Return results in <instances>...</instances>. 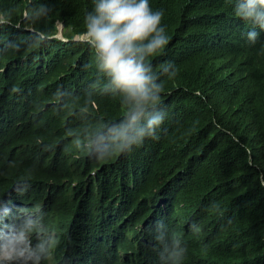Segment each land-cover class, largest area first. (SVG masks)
<instances>
[{"label":"trees","instance_id":"16d2710c","mask_svg":"<svg viewBox=\"0 0 264 264\" xmlns=\"http://www.w3.org/2000/svg\"><path fill=\"white\" fill-rule=\"evenodd\" d=\"M93 4L0 0L10 15L0 24V198L15 182L40 184L54 209L67 199L59 182L96 172L101 198L92 191L90 209L70 215L118 232L116 247L131 250L125 264H173L180 231L189 257L179 264H264V31L249 44L252 26L227 0H149L169 37L150 62H171L176 75L161 77L150 107L165 113L159 139L121 151L133 104L75 38ZM58 24L66 40L54 36ZM111 245L92 238L101 262Z\"/></svg>","mask_w":264,"mask_h":264},{"label":"clouds","instance_id":"9594fccd","mask_svg":"<svg viewBox=\"0 0 264 264\" xmlns=\"http://www.w3.org/2000/svg\"><path fill=\"white\" fill-rule=\"evenodd\" d=\"M227 2L235 17L241 19L239 22L245 31L247 23L252 26L246 38L254 45L260 32L264 31V0ZM163 15V10L151 8L149 0H94L92 10L84 17L83 35L75 36L92 49L97 67L109 77L110 88L119 90L126 101L133 104L119 125L123 138L121 151L139 144L145 136L159 139L155 132L163 124L165 113L150 110V107L154 108L161 100L164 90L161 77L176 75L171 62L154 68L149 59L169 44L166 28L161 24ZM9 21L10 15L0 14V24ZM62 30V24H58L54 36L66 40ZM142 119L143 124L140 123ZM97 150L103 157L107 146ZM91 174V178L59 182L58 192L67 199L57 203L54 209L50 207L49 190L42 194V185L25 181L13 183V192L0 198V264L127 263L131 250L116 247L118 232L110 230L107 233L106 228L92 232L89 224L70 215L89 210L87 200L99 193L94 182L96 172ZM75 194L78 201L69 210L70 203H73L71 197ZM98 196L101 198L100 194ZM45 211H51L52 218H45ZM159 226L160 223L154 227ZM93 237L112 243L104 262L98 260L92 251ZM180 237L183 247L178 239L174 240L169 253L173 264H179L185 254L189 257L185 245L187 239L182 231Z\"/></svg>","mask_w":264,"mask_h":264}]
</instances>
